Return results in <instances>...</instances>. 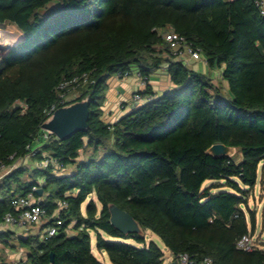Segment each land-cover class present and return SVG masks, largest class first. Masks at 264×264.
Returning <instances> with one entry per match:
<instances>
[{
    "label": "trees",
    "instance_id": "16d2710c",
    "mask_svg": "<svg viewBox=\"0 0 264 264\" xmlns=\"http://www.w3.org/2000/svg\"><path fill=\"white\" fill-rule=\"evenodd\" d=\"M254 1L0 0V26L23 35L0 61V163L12 165L38 148L33 161L49 154L73 167L55 176L51 168L22 166L0 183V223L16 214L15 198L30 194L48 214L41 231L56 225V216L62 221L51 238L18 239L24 264H103L91 233L112 264H164L147 231L174 258L264 264L263 246L237 248L256 232L248 203L260 171L264 177V18ZM52 3L57 7L46 11ZM169 27L201 49L210 69H222L221 85L173 60L163 37ZM163 65L173 90L106 124L109 78L137 69L149 80ZM87 72L93 84L79 89L74 102L89 99L88 131L65 141L51 134L38 144L58 85ZM141 94L153 91L147 86ZM215 144L235 155H208ZM110 204L130 214L145 236L116 230ZM0 264H9L1 254Z\"/></svg>",
    "mask_w": 264,
    "mask_h": 264
},
{
    "label": "built area",
    "instance_id": "2783aa9c",
    "mask_svg": "<svg viewBox=\"0 0 264 264\" xmlns=\"http://www.w3.org/2000/svg\"><path fill=\"white\" fill-rule=\"evenodd\" d=\"M255 5L259 10V13L264 17V0H255ZM164 41L168 44L169 50L173 60L175 61H194L200 62L204 61L203 54L200 48L194 47L190 44L187 38L183 35L177 33L172 27L167 28L163 32ZM0 46H4L0 44ZM3 50L0 47V51ZM0 57V61H1ZM115 77L119 80H124L133 75H136L144 85L147 84L148 80L140 74V72L135 69H129L126 71H119L114 74ZM93 84L91 79V73H83L81 75L74 76L69 79L63 80L57 87V101L52 105L47 111L46 115L50 117L57 109L64 107L70 103H73L79 97V89L87 87ZM153 100L152 96H144L141 92H135L131 97V102L128 103L129 109L134 106L140 107L147 102ZM18 105L22 108L23 112L26 111L27 106L22 102H17ZM131 105V106H130ZM121 110H125L126 106L124 104L120 105ZM128 108V107H127ZM51 133L42 129L41 136L37 139V143L40 144L41 140L46 141L49 139ZM38 153V148L30 150V154L27 155L24 159L16 161L12 165H5L0 163V183L4 180L5 177L10 175L14 170L19 167H22L28 160H33L36 158ZM42 159L40 161L36 160V165L40 169L51 168L53 172H57L65 169V166L59 162L57 159L53 158L49 154H42ZM13 159V157H11ZM37 191V189H35ZM13 207L16 210V214H7L3 218V221L0 223L1 226L13 227L16 229H28L33 225H43L48 219V214L45 208H43L32 194L26 197H17L13 200ZM65 206L61 205V209ZM60 209V210H61ZM58 211L56 212V214ZM57 222L56 225L50 226L44 230L42 234V240L51 238L57 234L58 227L62 225V221L56 216ZM70 230V229H69ZM69 232V231H68ZM257 241L251 235L244 236L237 244L239 250L245 252H253L258 248ZM173 263L175 264H215L213 259L204 258L202 261H195L190 255L182 254L174 259Z\"/></svg>",
    "mask_w": 264,
    "mask_h": 264
},
{
    "label": "crops",
    "instance_id": "0c3cea01",
    "mask_svg": "<svg viewBox=\"0 0 264 264\" xmlns=\"http://www.w3.org/2000/svg\"><path fill=\"white\" fill-rule=\"evenodd\" d=\"M185 63L194 71L201 72L210 77L214 84L221 85L223 83L221 68L210 69L205 60L200 62L185 61ZM135 70L137 71V69ZM108 85L109 88L106 93V101L103 110L104 121L109 125L115 124L121 117L133 109V105L129 109L128 103L131 102V97L135 92H143L148 86L153 91L152 99H157L162 96L164 92L171 91L174 88L168 75L167 65H163L160 69L154 71L149 76V80L146 85H144L141 79H139L136 75L124 80H119L114 75L113 77L109 78ZM122 104L126 106V109L123 111L120 107ZM29 162H31L29 165L30 168H38L36 161L28 160L27 163ZM72 171L73 167L68 166L63 170L53 173L55 176H67L70 175ZM60 209L61 206L59 207V210ZM42 226L43 225L37 224L23 230L8 226H1L0 235H3L4 239H1L0 237V248H3V250L0 249V254H2L4 258L5 255L9 256V258L11 257L9 264H24L27 260V252L25 249L18 246V239L26 238L27 236L38 235L42 237V234L44 233V231H41ZM72 232L74 231L71 229L70 233ZM7 235H9L10 238H8Z\"/></svg>",
    "mask_w": 264,
    "mask_h": 264
},
{
    "label": "water",
    "instance_id": "95a60500",
    "mask_svg": "<svg viewBox=\"0 0 264 264\" xmlns=\"http://www.w3.org/2000/svg\"><path fill=\"white\" fill-rule=\"evenodd\" d=\"M167 92L168 91L164 92V94ZM136 108L137 106H134L132 110ZM89 116V99L73 102L57 109L44 121L42 129L50 132L59 140L65 141L77 132L88 131ZM206 153L214 158H221L232 156V154L235 153V149L223 144H215L211 146ZM37 192L39 197H41L43 190L38 189ZM108 209L110 213V222L116 230L120 231L125 236H145L143 228L130 214L122 211L114 204H110ZM51 261H54L53 255H51Z\"/></svg>",
    "mask_w": 264,
    "mask_h": 264
},
{
    "label": "rangeland",
    "instance_id": "374dc122",
    "mask_svg": "<svg viewBox=\"0 0 264 264\" xmlns=\"http://www.w3.org/2000/svg\"><path fill=\"white\" fill-rule=\"evenodd\" d=\"M57 7V4L52 3L47 6L46 11H50L53 8ZM23 39L22 33L17 29V27L11 25V24H5L0 26V44L4 46H0L3 50L0 51V57L3 58L6 56L9 52V50L19 44ZM112 75L111 77H113ZM235 153L232 154L234 156ZM238 158V157H237ZM239 159V158H238ZM29 163H25L22 165L23 167H29ZM261 175V171L259 173V180L258 185L254 191L253 194H251V197L249 199L248 207L251 209V211H255L256 214V232L253 236V238L257 241L259 246L264 247V177ZM211 182H206L205 186H210ZM221 190H227L226 188H223ZM214 192H217L214 191ZM94 198V197H93ZM85 208V206H84ZM85 210V209H84ZM73 230V229H72ZM74 231V230H73ZM71 232V229L69 230L70 236L75 235V232ZM107 238V236H105ZM147 243L150 241H153L157 244V246L163 251L164 253V264H172L174 261V256L171 254V252L165 247L162 240L154 233L147 231L146 235ZM126 243L128 244H134L133 240H127ZM91 246H92V252L94 256L103 264H112L104 252H99L96 247V234L91 233ZM0 249L3 250L1 247ZM11 253V252H9ZM2 256V254H1ZM3 257V256H2ZM4 258V257H3ZM4 260L9 263L11 261V257L5 255Z\"/></svg>",
    "mask_w": 264,
    "mask_h": 264
}]
</instances>
